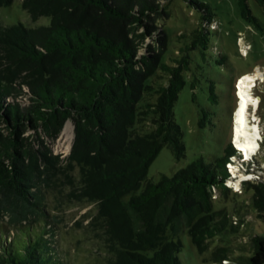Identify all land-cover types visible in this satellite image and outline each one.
I'll use <instances>...</instances> for the list:
<instances>
[{
	"label": "trees",
	"instance_id": "trees-1",
	"mask_svg": "<svg viewBox=\"0 0 264 264\" xmlns=\"http://www.w3.org/2000/svg\"><path fill=\"white\" fill-rule=\"evenodd\" d=\"M13 1L0 0V8ZM159 1L21 0L33 21L48 16L51 23H0V218L8 225L0 264H67L48 237L53 228L42 188L61 174L72 186L70 199L96 206L92 224L105 237L110 264H182L183 229L201 254L210 239L237 230L228 208L213 201L215 190L230 191L227 163L242 164L230 141L209 163L198 157L173 176L148 178L164 147L176 160L186 156L175 103L188 82L195 89L197 72L216 52L215 13L206 0H184L201 15L195 29L179 35L178 55L169 52L165 27L155 23L169 14ZM253 1L264 13V0ZM249 2L238 0L241 17L263 30ZM208 80L218 104L217 85ZM208 115L203 110L202 126ZM68 120L75 139L61 158L44 137L57 138ZM243 189L264 218V181H248ZM254 243L247 264H264V236H254ZM227 258L226 247L212 253L216 263Z\"/></svg>",
	"mask_w": 264,
	"mask_h": 264
},
{
	"label": "rangeland",
	"instance_id": "rangeland-1",
	"mask_svg": "<svg viewBox=\"0 0 264 264\" xmlns=\"http://www.w3.org/2000/svg\"><path fill=\"white\" fill-rule=\"evenodd\" d=\"M159 2L166 7L169 14L162 15L160 19L155 20V23L159 28L165 27L169 38V52L178 55L183 46L179 35L195 29L201 13L188 6L184 0ZM237 2L238 0H206L215 13V21L212 25L215 30H211V33L213 49L216 52H210L213 54L209 58L210 66H205L197 72L200 81L195 89L192 90L191 83L188 82L180 92L174 107L175 119L183 131L186 156L176 160L172 150L164 147L150 166L149 179L159 181L161 175L173 176L176 171L198 157L209 163L223 155V150L229 141L233 146L234 120L240 102L236 89L238 78L245 73H254L257 68L264 73L263 10L250 0V7L262 24V30L248 24L241 17ZM18 22L26 26L38 27L50 24L51 20L48 16H42L36 22L33 21L23 10L21 0H14L10 6L0 8V23L11 25ZM147 42L151 44L153 40L147 37ZM244 51L246 54H243ZM223 56L227 59L222 64H218L217 60L220 61ZM208 79L213 80L217 85L220 95L218 104L210 99ZM251 93L260 99L250 108V121L259 126L260 130L259 148L253 156L256 157L255 164L250 163L251 159L244 160L246 156L244 158L242 156V164L234 162L233 175L227 180L229 193L222 195L219 190L213 192L215 207L228 208L231 221L237 226V230L210 239L207 250L201 254L192 243L187 231L183 229L179 234L183 244L179 256L182 264H247V258L251 255L255 244L254 236H264V218H257L256 210L249 203L250 193L243 189L248 181H264L262 160L264 158L261 157V152L264 154V82L258 79ZM25 100L26 97L18 99L21 105L25 104ZM203 110L210 112L204 126L200 124ZM70 121L73 123L72 137L64 134L65 125ZM66 124L57 138L44 137L45 144L52 150V154H59L61 158L71 152L75 139L74 122L68 120ZM30 133L33 132L29 131L26 135ZM31 142L36 149L39 147L37 142L32 140ZM243 163L246 168L243 167ZM73 178H76L75 175ZM67 181L61 174L60 179H56L55 183L42 187L46 211L53 228L48 237L54 239L53 243L58 253L66 258L67 264H110L112 253L105 245V237L102 231L92 224V217L97 211L96 206L85 201L77 202L70 199L68 194L72 186ZM236 182H239V187L236 186ZM143 189L144 184L139 191ZM40 221L37 226L43 227L45 223L43 218H40ZM6 222V218H0V237L4 235L3 231L8 226ZM9 230L11 235L16 233L12 228ZM218 247H226L229 255V258L222 260L221 263L212 260V253Z\"/></svg>",
	"mask_w": 264,
	"mask_h": 264
},
{
	"label": "bare ground",
	"instance_id": "bare-ground-1",
	"mask_svg": "<svg viewBox=\"0 0 264 264\" xmlns=\"http://www.w3.org/2000/svg\"><path fill=\"white\" fill-rule=\"evenodd\" d=\"M243 54H246L245 51ZM258 79L260 82H264V73L260 68H257L254 73H245L240 76L238 87H236L240 102L236 108L233 140L243 158L246 156L244 160L251 159V156L259 148V126L250 121V108L260 101L258 96L251 93V90L257 85ZM64 134L73 136V123L71 121L65 125ZM236 186L239 187V182H236Z\"/></svg>",
	"mask_w": 264,
	"mask_h": 264
},
{
	"label": "built area",
	"instance_id": "built-area-1",
	"mask_svg": "<svg viewBox=\"0 0 264 264\" xmlns=\"http://www.w3.org/2000/svg\"><path fill=\"white\" fill-rule=\"evenodd\" d=\"M239 40H240V38H239ZM236 87H238V83H237V85H236ZM234 141V140H233ZM233 146L235 147V149L236 150H238L237 148H236V146H235V142H233ZM239 151V150H238ZM240 152V151H239ZM241 153V152H240ZM256 154V152L251 156V158L254 156ZM241 156H242V153H241ZM235 164H234V162H228L227 163V168H228V170H229V173L231 174V175H233L232 173H233V169H232V167L234 166Z\"/></svg>",
	"mask_w": 264,
	"mask_h": 264
}]
</instances>
